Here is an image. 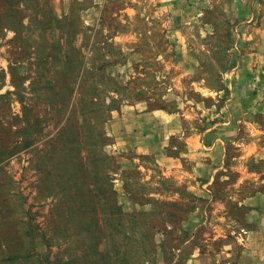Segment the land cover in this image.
<instances>
[{
  "label": "rangeland",
  "instance_id": "1",
  "mask_svg": "<svg viewBox=\"0 0 264 264\" xmlns=\"http://www.w3.org/2000/svg\"><path fill=\"white\" fill-rule=\"evenodd\" d=\"M263 146L264 0H0V264H264Z\"/></svg>",
  "mask_w": 264,
  "mask_h": 264
},
{
  "label": "crops",
  "instance_id": "2",
  "mask_svg": "<svg viewBox=\"0 0 264 264\" xmlns=\"http://www.w3.org/2000/svg\"><path fill=\"white\" fill-rule=\"evenodd\" d=\"M255 154H256V156H260L259 157L260 159H264V146L263 147L255 148ZM262 182L264 183V175H263ZM250 200L252 202H254V201L259 202V200H263L264 201V193L263 194H260V195H257L255 198L254 197L253 198H250ZM222 253L223 252H221V254ZM228 255L229 254L226 253V256H228ZM215 260H216V258L215 259H212L210 261V260H207L204 257L199 258V257H196V256H190V258L186 260V264H213Z\"/></svg>",
  "mask_w": 264,
  "mask_h": 264
},
{
  "label": "trees",
  "instance_id": "3",
  "mask_svg": "<svg viewBox=\"0 0 264 264\" xmlns=\"http://www.w3.org/2000/svg\"><path fill=\"white\" fill-rule=\"evenodd\" d=\"M123 264H133L129 259L124 258L122 261Z\"/></svg>",
  "mask_w": 264,
  "mask_h": 264
}]
</instances>
